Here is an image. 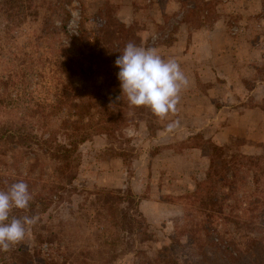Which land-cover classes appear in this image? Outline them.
<instances>
[{
  "label": "rangeland",
  "instance_id": "1",
  "mask_svg": "<svg viewBox=\"0 0 264 264\" xmlns=\"http://www.w3.org/2000/svg\"><path fill=\"white\" fill-rule=\"evenodd\" d=\"M45 1V11L54 9L47 12L51 22L56 26L65 24L67 36H52L51 22L44 24L43 19L29 21L12 31L9 38L1 32V72L11 66L13 58L28 63L36 44L45 50L46 43L53 38L54 44L61 36L68 43L72 34L79 36L81 27L98 29L109 16L101 11L108 6L112 19L135 28L140 37L138 46L155 48L161 57L175 59L189 84L181 92L174 114L160 118L146 107L144 114L135 116L137 122L125 131L128 142L90 131L88 141L78 151L77 179L63 191L55 192L59 184L53 177L51 160L40 152H27L19 165L9 159L0 165V191H7L18 181L29 180L30 190L50 197L60 196L37 230L43 242L38 261L44 264H216L214 256L208 262L203 260L184 234L186 231H178L177 227L186 225L185 207L179 198L194 191L197 182L205 177L209 159L205 156L203 159L202 139L220 145L236 142L233 148L249 155L263 150L261 142L238 136L227 141L213 140L204 138L201 131L220 128L225 121L221 122L215 111L219 112L229 100L238 98L243 106L241 103L247 97L246 105L258 103L264 107V97L253 99L264 95V0H209L208 7L204 6V0ZM1 19L0 31L4 28ZM38 78L28 74L33 88L37 87ZM239 101L233 102L239 105ZM222 116H226L225 112ZM4 118L5 115H0V121ZM173 121H179L173 131L183 132L180 138L187 137L186 141L174 144L173 154L182 157L169 155L171 151L161 148L173 139L166 130ZM187 131L201 133L187 136ZM193 147L199 151L192 150ZM145 154L149 155L148 160L143 158ZM158 154L161 158L156 162L149 159ZM101 192L124 197L132 192L137 199L135 205L126 201L120 206L118 228H110L111 223L106 221L110 212ZM110 202L117 207L116 202ZM135 212V223L125 220ZM236 232L232 224L221 228L220 236L236 237ZM113 235L124 238L116 250L111 244ZM28 242L5 251L7 254L0 255V261L30 264L32 261L25 255L30 248ZM219 244L224 250L225 243Z\"/></svg>",
  "mask_w": 264,
  "mask_h": 264
},
{
  "label": "trees",
  "instance_id": "2",
  "mask_svg": "<svg viewBox=\"0 0 264 264\" xmlns=\"http://www.w3.org/2000/svg\"><path fill=\"white\" fill-rule=\"evenodd\" d=\"M204 2L206 7L211 5L209 0ZM45 3V0H0L4 26L0 33L9 38L12 31L31 20L43 19V23L48 24L52 19L47 12L54 9L45 11ZM101 11L109 16L98 29L81 27L79 36L72 34L68 43L62 36L56 44L55 38L51 42L47 40L45 50L36 44L28 63L13 58L11 66L0 71V115H5L0 121V165L8 159L19 165L29 151L47 155L53 177L59 184L55 192L65 190L77 179L78 151L88 141L90 131H100L111 140L128 142L125 131L137 122L135 116L147 110L131 106L122 96L119 69L115 66L125 46L129 42L138 46L140 37L133 26L112 19L110 7ZM50 27L52 36H67L65 24L56 26L51 22ZM30 73L39 77L36 88L27 79ZM118 96H122L119 101ZM262 102L264 104V99ZM256 106L264 112V107ZM235 144L201 140L200 149L209 159L208 169L194 191L180 196L186 225L177 229L186 231L189 242L207 262L214 256L216 264H264V146L261 153L249 155L239 148L234 149ZM23 182L30 185L29 180ZM30 193L29 207L14 209L11 215L17 217L25 213L37 216L38 220L30 227V235L27 229L25 238L10 249L27 240L30 248L25 255L32 261L30 264L35 261L44 264L38 261L43 242L37 230L60 196L50 197L33 190ZM100 194L105 196L110 212L106 219L111 223L109 227L118 228L120 206L126 201L135 205L136 197L132 192L125 197L112 192ZM110 201L116 202L117 207ZM136 214H130L125 220L135 223ZM232 224L237 229L236 237H232L233 234L226 238L220 236L221 228ZM184 234L179 232L180 236ZM113 238L111 244L116 250V245L124 238L114 235ZM219 243H225L224 250ZM5 254L7 252L0 251V255ZM15 263L6 259L0 261V264Z\"/></svg>",
  "mask_w": 264,
  "mask_h": 264
},
{
  "label": "clouds",
  "instance_id": "3",
  "mask_svg": "<svg viewBox=\"0 0 264 264\" xmlns=\"http://www.w3.org/2000/svg\"><path fill=\"white\" fill-rule=\"evenodd\" d=\"M115 66L119 69L122 96L131 106L147 107L160 118L177 111L181 92L189 81L175 59H165L155 48L129 42L116 58ZM122 96L116 100H121ZM178 125L179 121H173L166 130L173 131ZM31 200L32 194L23 181L13 183L7 191H0V251H8L22 241L28 227L37 222V216L11 215L14 209H27Z\"/></svg>",
  "mask_w": 264,
  "mask_h": 264
},
{
  "label": "crops",
  "instance_id": "4",
  "mask_svg": "<svg viewBox=\"0 0 264 264\" xmlns=\"http://www.w3.org/2000/svg\"><path fill=\"white\" fill-rule=\"evenodd\" d=\"M246 55H248V54H246ZM252 94H253V92H252ZM263 97H264V95L260 96V97L255 96V98L253 97V99L259 100V98L262 99ZM233 101L238 102L239 99L237 98L236 100H229L230 103H226L225 105H223V107L219 109V112L215 111V114H217V116L221 120V122L224 120L226 123L224 122L223 124H221V126L218 130L216 128L212 129V127H209L207 129V131H201L204 134L203 135L204 138H213V140L227 141L230 137L238 136V137L246 138L247 140H251L254 142H261L264 144V112L257 106H249V104L246 105L247 104L246 102L248 101L247 97L245 99H243V102L241 103V105H243V106H240V101H239V105ZM223 102H225V101H223ZM224 112L226 114L225 117L222 116V114H224ZM211 130H213V131H211ZM167 132H168L167 134L169 136H172L173 139L169 140L168 143H164V146H162L161 148L166 150V151H171V152H169V153H171L169 155H175L176 157H180V156L182 157L181 154H173L174 153V147H175L174 144L177 142L186 141L187 137L186 138L185 137L180 138L179 135L181 133H183L181 131H177V132L176 131H170V132L167 131ZM196 132H200V131H187V134H189L187 136H190V134H195ZM150 133H151V131H150ZM192 150L199 151V149L197 147H193ZM143 156H144L143 158L145 160L146 159L148 160L149 155H147V157H146V154ZM204 156L207 158L206 155H203V159L205 158ZM160 158H161V154H158V155L150 156L149 159L154 160L156 162V160H158ZM171 160H172V158H171ZM159 161H161V160H159Z\"/></svg>",
  "mask_w": 264,
  "mask_h": 264
}]
</instances>
